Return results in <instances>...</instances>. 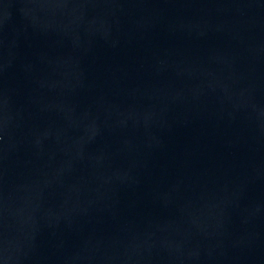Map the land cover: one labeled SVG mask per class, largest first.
Masks as SVG:
<instances>
[{"label": "water", "instance_id": "obj_1", "mask_svg": "<svg viewBox=\"0 0 264 264\" xmlns=\"http://www.w3.org/2000/svg\"><path fill=\"white\" fill-rule=\"evenodd\" d=\"M0 264H264V0H0Z\"/></svg>", "mask_w": 264, "mask_h": 264}]
</instances>
